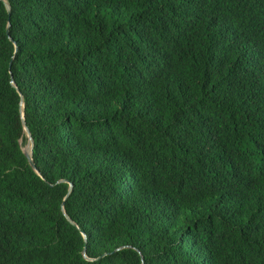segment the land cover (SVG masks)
<instances>
[{
    "label": "trees",
    "instance_id": "obj_1",
    "mask_svg": "<svg viewBox=\"0 0 264 264\" xmlns=\"http://www.w3.org/2000/svg\"><path fill=\"white\" fill-rule=\"evenodd\" d=\"M142 261L264 264V0H0V264Z\"/></svg>",
    "mask_w": 264,
    "mask_h": 264
},
{
    "label": "water",
    "instance_id": "obj_2",
    "mask_svg": "<svg viewBox=\"0 0 264 264\" xmlns=\"http://www.w3.org/2000/svg\"><path fill=\"white\" fill-rule=\"evenodd\" d=\"M5 6H6V9H7L8 14H10V5H9L6 1H5ZM6 32H7V33L9 32V22H8V24H7ZM9 38H10V40H12V38H11L10 36H9ZM11 78H12V76H11ZM11 82H12V84L16 87V89L19 91V89L17 88V86H16V84L14 83V81L11 80ZM19 93H20V91H19ZM20 97H21V101H20V114H21V119H22L23 129H24V132H25V135H26V143H25V145L22 147V151H23L25 157L27 158V161H28L29 165H30L33 169H36V167H35V163H34V160H33V158H32V150H33V144H34V142H33V138H32V136H31L30 130L27 128L26 123H25V121H24V117H23V102H22V95H21V93H20ZM64 181H65V180H64ZM71 189H72V183L69 184V186H68V190H67V192H66V195H65L64 199L68 196V194H69V192L71 191ZM62 212H63V214L65 215V217L67 218V220H68L70 223L75 224L74 221H73V220L67 215V213L65 212L64 207H63V202H62ZM84 237H85V235H84ZM83 255H84V257H85L86 259H90V258H88V257L86 256V254H85V248L83 249ZM141 258H142V256H141ZM142 264H144L143 261H142Z\"/></svg>",
    "mask_w": 264,
    "mask_h": 264
},
{
    "label": "rangeland",
    "instance_id": "obj_3",
    "mask_svg": "<svg viewBox=\"0 0 264 264\" xmlns=\"http://www.w3.org/2000/svg\"><path fill=\"white\" fill-rule=\"evenodd\" d=\"M24 146V145H23Z\"/></svg>",
    "mask_w": 264,
    "mask_h": 264
}]
</instances>
